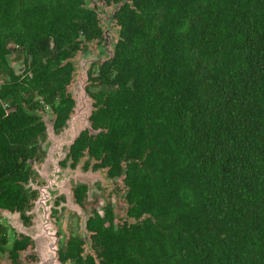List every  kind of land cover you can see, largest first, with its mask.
<instances>
[{
  "label": "trees",
  "instance_id": "16d2710c",
  "mask_svg": "<svg viewBox=\"0 0 264 264\" xmlns=\"http://www.w3.org/2000/svg\"><path fill=\"white\" fill-rule=\"evenodd\" d=\"M104 2L121 6L114 57L97 78L112 88L92 96L87 87L91 129L69 153L86 150L114 175L125 163L129 207L118 226L106 210L90 261L264 264V0ZM102 32L87 0H0V69L14 39L34 76L0 90V210L20 203L42 133L28 89L64 98L78 39Z\"/></svg>",
  "mask_w": 264,
  "mask_h": 264
},
{
  "label": "flooded vegetation",
  "instance_id": "af4514ba",
  "mask_svg": "<svg viewBox=\"0 0 264 264\" xmlns=\"http://www.w3.org/2000/svg\"><path fill=\"white\" fill-rule=\"evenodd\" d=\"M87 1L98 12L103 32L101 37L92 41H87L83 36L78 39L83 44L72 54L74 73L71 83L67 86V94L64 98L58 95L51 102L36 91L32 93V89H28V94L25 95L29 99L25 107L29 108L42 127V133L36 146L34 143L32 147L30 146L31 149L35 147V151L25 166V180L20 184V203L12 209L0 210V264H40L37 239L40 244L42 240L39 237L53 238L60 264H78L81 259L84 260L83 264H92L90 258H94L93 262L96 263L99 261L97 230L109 226V222L104 220L106 210L111 211L115 226L122 225L127 220L129 205L126 203L128 187L125 163L120 164L119 170L114 175L107 162L91 156L86 150L77 153L74 148L63 160H56L54 173L46 169L47 161H53V158H49L51 154L49 150L54 146L53 143L47 142L48 127L53 128L56 136H59L64 130L66 121L74 117L75 97L71 88L77 81L79 64L86 55L99 54V60L93 61L88 72L87 87L90 94L93 96L100 92L105 93L112 88L97 78L101 74L100 65L105 63L101 59L106 58L108 61L114 57V44L119 34L115 18L108 21L114 8L107 7L104 0H98L96 4ZM108 29L114 36L105 37ZM7 47L11 53L8 56L7 69H0L4 78L0 90L13 77L16 84L29 86L34 76L30 70L32 59L28 58L25 46L11 39L8 40ZM11 57L18 61L20 70L12 66ZM43 62L47 64V60ZM93 101L96 103L95 99ZM17 108V105L11 106L7 113L16 112ZM84 136L85 139L90 137L89 132L87 131ZM65 170L68 173H64ZM75 172L84 175L83 181L77 179L80 175L75 176ZM51 180L56 181L54 187L50 184ZM66 180L70 181L69 193L62 191V182ZM45 196H53L51 204L46 205V201H43ZM4 211L16 214L21 227L5 223L1 217ZM41 216L44 217V222H49L47 224L49 228L52 226L53 233H51L52 229H49L45 234L42 224L37 227V220Z\"/></svg>",
  "mask_w": 264,
  "mask_h": 264
},
{
  "label": "water",
  "instance_id": "95a60500",
  "mask_svg": "<svg viewBox=\"0 0 264 264\" xmlns=\"http://www.w3.org/2000/svg\"><path fill=\"white\" fill-rule=\"evenodd\" d=\"M94 4L98 2V0H90ZM103 1V0H100ZM121 6L116 7L112 11V16L109 18L108 21H111L114 17L116 12L120 10ZM114 36L111 31L108 29L105 33V37ZM108 40V38L106 39ZM99 60V54H95V56L86 55L85 58L82 60V68H81V75L79 78V82L77 85L74 86L75 89H78V93L72 92V95L75 97V106L74 112L75 115L71 118L67 126L62 131L61 135L56 136L54 133L53 128L48 129V138L53 139L56 143L57 141L60 143L57 146L54 143V146L50 148V156L49 158L56 157V160H63L66 155L70 152L71 146L75 143L76 139L80 136L83 131L91 129V122L90 117L93 112V100L90 94L87 92V85L89 79V69L93 63V61ZM107 59L102 58L101 61L105 62ZM47 138V142L49 139ZM53 143V142H52ZM57 162V161H56ZM51 163L47 161V164ZM5 212V211H4ZM57 247L55 245L54 240L50 238H46L43 244L42 251L39 253L41 257L40 264H60L59 259L56 256Z\"/></svg>",
  "mask_w": 264,
  "mask_h": 264
},
{
  "label": "rangeland",
  "instance_id": "374dc122",
  "mask_svg": "<svg viewBox=\"0 0 264 264\" xmlns=\"http://www.w3.org/2000/svg\"><path fill=\"white\" fill-rule=\"evenodd\" d=\"M107 15V14H106ZM109 17V16H108ZM10 62H11V64H12V66H14V68H16V69H19V63H18V61H15V59H14V57H11V59H10ZM80 69L78 70V72H77V81H76V83L72 86V88H71V91L73 92L74 91V86L75 85H77V83L79 82L78 81V78H80V75H81V68H82V65L83 64H81V62H80ZM20 70V69H19ZM2 75L3 74H1L0 73V85L1 84H3V82H4V78L2 77ZM1 87V86H0ZM74 92H76V93H78V89H75V91ZM49 129H50V127H48ZM52 142H53V144L55 143V145L57 146L58 144H60L58 141H57V143L53 140V139H49V141H48V143L49 144H52ZM50 148H52V147H50ZM51 163H48L47 164V166H46V169H50L49 170V172L50 173H54V171H55V163H56V157H53V161H50ZM64 173H68L66 170L65 171H63ZM76 175H80L79 177L77 176V179H79V180H81V181H83V177H84V175L83 174H80L79 172H75V176ZM55 183H56V181H53V180H51L50 181V184L54 187V185H55ZM62 191L64 192V193H69L70 192V181L69 180H66V181H64V182H62ZM52 198H53V196H48V197H46L45 196V199L43 200V201H46V205L47 204H51V200H52ZM1 217H2V220H4V222L5 223H7V224H9V225H13L14 227H21L20 225V223H19V219H18V217H17V215L16 214H14V213H8V212H2L1 213ZM37 224H38V228H39V226H41V224H42V226L44 227V230H45V234H46V231H49V229H52V232L51 233H53L54 232V229L53 228H51L52 226H50V228L47 226V224L49 223V222H44V217L43 216H41L40 218H38V220H37ZM40 223V224H39ZM43 223H45V224H43ZM53 224V223H52ZM47 237H45V239H46ZM39 239H41L42 241H41V244H40V241L37 239V242H38V250H39V253L42 251V248H43V244H44V242H45V239L43 238V237H39ZM44 239V240H43ZM51 239L53 240V238L51 237Z\"/></svg>",
  "mask_w": 264,
  "mask_h": 264
}]
</instances>
